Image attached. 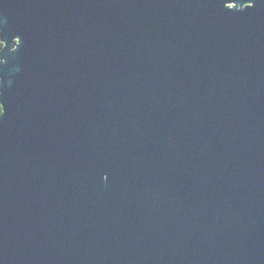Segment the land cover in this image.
I'll return each mask as SVG.
<instances>
[{"label":"water","instance_id":"water-1","mask_svg":"<svg viewBox=\"0 0 264 264\" xmlns=\"http://www.w3.org/2000/svg\"><path fill=\"white\" fill-rule=\"evenodd\" d=\"M0 264H264V0H0Z\"/></svg>","mask_w":264,"mask_h":264},{"label":"snow or ice","instance_id":"snow-or-ice-1","mask_svg":"<svg viewBox=\"0 0 264 264\" xmlns=\"http://www.w3.org/2000/svg\"><path fill=\"white\" fill-rule=\"evenodd\" d=\"M4 47H5L4 42L2 39H0V49H2ZM3 107H4V105L0 104V108H3Z\"/></svg>","mask_w":264,"mask_h":264},{"label":"trees","instance_id":"trees-1","mask_svg":"<svg viewBox=\"0 0 264 264\" xmlns=\"http://www.w3.org/2000/svg\"><path fill=\"white\" fill-rule=\"evenodd\" d=\"M0 39H1V38H0ZM2 50H3V48L0 49V55H1ZM2 112H3V110H2V108H0V117H1V115H2Z\"/></svg>","mask_w":264,"mask_h":264}]
</instances>
